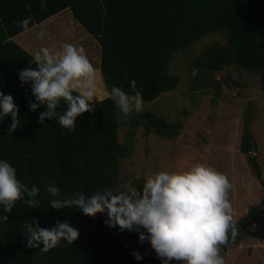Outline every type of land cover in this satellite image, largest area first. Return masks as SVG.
I'll list each match as a JSON object with an SVG mask.
<instances>
[{"label": "trees", "instance_id": "trees-1", "mask_svg": "<svg viewBox=\"0 0 264 264\" xmlns=\"http://www.w3.org/2000/svg\"><path fill=\"white\" fill-rule=\"evenodd\" d=\"M65 10L97 42L104 83L131 93L129 81L135 80L145 102L178 87L180 77L169 73L176 53L211 33H221L226 38L225 46L207 47L193 63V70L198 71L194 89L212 90L215 101L223 86L217 75L225 67L264 71V0H47L46 7L40 0H0V91L11 94L20 109L19 126L13 135L8 134L11 118L0 122V158L17 169L22 182L41 189L40 208L18 202L9 221L0 225V264H160L155 252L142 251L139 234L135 233V239L128 243L124 232L104 224L105 216L99 211L88 217L79 211L50 208L54 197L46 188L51 183L61 188L63 196L119 186V161L128 157L133 135L129 132L126 143H119L117 107L109 99L97 103L94 113L82 114L75 131L61 128L54 120L39 123L44 106L31 111L29 104L34 97L30 85L22 86L18 73L29 67L32 55L13 41L23 32L18 21L30 16L31 27ZM64 108L62 104L58 111ZM245 115L239 151L263 195L236 221L237 235L222 246L223 256L252 230L259 215L264 217V178L250 134L253 116ZM145 116L163 135L175 136L181 129L178 121L166 123L150 114L132 121V129ZM150 133L147 125L146 134ZM36 219L41 227L68 220L80 236L74 244L48 253L30 249L22 229L27 223L35 224ZM133 251L143 260H135Z\"/></svg>", "mask_w": 264, "mask_h": 264}, {"label": "clouds", "instance_id": "clouds-1", "mask_svg": "<svg viewBox=\"0 0 264 264\" xmlns=\"http://www.w3.org/2000/svg\"><path fill=\"white\" fill-rule=\"evenodd\" d=\"M46 7L47 0H40ZM32 18L18 21L25 34L44 40L48 32L44 27H30ZM32 65H35L33 67ZM198 74L193 70V77ZM21 85H30L29 107L39 113L38 122L55 121L61 128L75 131L82 114L94 113L95 105L109 99L127 117L144 111L145 101L135 80L129 81L131 93L121 86L104 83L101 72L90 61L83 46L61 42L52 47L42 46L32 53L29 67L18 73ZM64 105V111L58 109ZM20 109L11 94L0 91V122L11 118L8 134L19 126ZM136 185L124 183L116 187L97 188L91 194L77 191L63 196L55 183L46 191L54 197L51 209L73 210L92 217L99 211L105 216L104 224L120 232L138 233L141 243L147 242L160 264H225L222 246L237 235L234 207L230 200L232 184L226 174L205 163H196L184 170H157L144 176ZM41 189L27 185L18 178L17 169L0 158V225L9 221V215L18 202L29 208H40ZM26 246L48 253L71 245L80 231L68 220H57L51 227L24 225ZM135 260L143 256L136 251Z\"/></svg>", "mask_w": 264, "mask_h": 264}, {"label": "rangeland", "instance_id": "rangeland-1", "mask_svg": "<svg viewBox=\"0 0 264 264\" xmlns=\"http://www.w3.org/2000/svg\"><path fill=\"white\" fill-rule=\"evenodd\" d=\"M45 28L48 36L37 40L22 32L13 41L31 55L39 47L70 42L83 46L90 61L99 70L100 49L97 42L65 10L37 25ZM29 39L30 48L22 43ZM221 33H211L189 49L176 53L169 65V73L180 77L178 87L157 100L145 102L144 111L125 117L117 108L119 122L118 141L125 144L129 132L132 145L128 157L119 161L120 185H136L138 176L157 170H184L196 163H205L226 174L232 184L230 200L234 219L242 218L250 206L260 202L263 192L259 182L247 166L245 156L239 151L246 113L253 116L250 134L256 143V153L264 178V71L253 72L229 65L217 78L223 83L220 96L214 101L210 89L195 90L193 63L202 51L210 46H225ZM225 82V83H224ZM150 114L166 123L180 122L178 135L161 134L146 116L131 123L141 115ZM149 126L150 134H146ZM130 138V137H129ZM135 232L124 231L128 243L135 239ZM138 234V233H137ZM146 254L154 252L150 245L141 243ZM225 264H264V217L259 215L249 233L224 255ZM108 264V263H104Z\"/></svg>", "mask_w": 264, "mask_h": 264}, {"label": "crops", "instance_id": "crops-1", "mask_svg": "<svg viewBox=\"0 0 264 264\" xmlns=\"http://www.w3.org/2000/svg\"><path fill=\"white\" fill-rule=\"evenodd\" d=\"M28 42H30L29 39H27V42L24 40L22 43L24 44V46H26L29 49L30 48V43H28Z\"/></svg>", "mask_w": 264, "mask_h": 264}, {"label": "water", "instance_id": "water-1", "mask_svg": "<svg viewBox=\"0 0 264 264\" xmlns=\"http://www.w3.org/2000/svg\"><path fill=\"white\" fill-rule=\"evenodd\" d=\"M248 137H249V140L251 139V135L250 134H248Z\"/></svg>", "mask_w": 264, "mask_h": 264}]
</instances>
